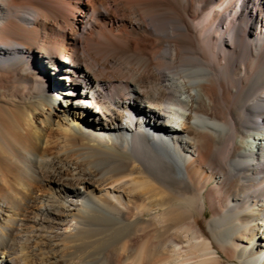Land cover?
<instances>
[{"label": "bare ground", "instance_id": "6f19581e", "mask_svg": "<svg viewBox=\"0 0 264 264\" xmlns=\"http://www.w3.org/2000/svg\"><path fill=\"white\" fill-rule=\"evenodd\" d=\"M0 264H264V0H0Z\"/></svg>", "mask_w": 264, "mask_h": 264}, {"label": "rangeland", "instance_id": "374dc122", "mask_svg": "<svg viewBox=\"0 0 264 264\" xmlns=\"http://www.w3.org/2000/svg\"><path fill=\"white\" fill-rule=\"evenodd\" d=\"M73 102H78V101H75V99L74 100H72ZM73 106H74V104H72ZM78 107H80V106H78ZM207 213H209V212H207ZM198 225L200 226V228H202V229H204L205 231H207V226H206V219L204 218V217H201L200 218V220H199V222H198Z\"/></svg>", "mask_w": 264, "mask_h": 264}]
</instances>
